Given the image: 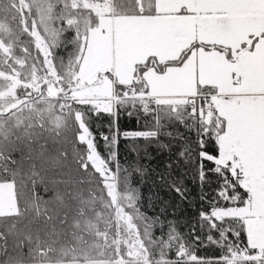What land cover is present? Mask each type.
Wrapping results in <instances>:
<instances>
[{
  "label": "snow or ice",
  "instance_id": "6c2138e0",
  "mask_svg": "<svg viewBox=\"0 0 264 264\" xmlns=\"http://www.w3.org/2000/svg\"><path fill=\"white\" fill-rule=\"evenodd\" d=\"M0 264H264V0H0Z\"/></svg>",
  "mask_w": 264,
  "mask_h": 264
},
{
  "label": "trees",
  "instance_id": "16d2710c",
  "mask_svg": "<svg viewBox=\"0 0 264 264\" xmlns=\"http://www.w3.org/2000/svg\"><path fill=\"white\" fill-rule=\"evenodd\" d=\"M101 125H105L107 123V118L103 119L101 122ZM120 127L121 129H132L134 127H137V125L129 120L127 117H124L122 116L121 119H120ZM101 130H105L103 127L101 128ZM153 164L156 163V161H152ZM150 190H152V186H151V183L149 182L148 184H145L144 187H143V193H144V196H145V208L147 210V212L150 214V215H157V214H163V210L160 206V202L159 201H155V208L149 206V203H148V197H149V193H150ZM196 193V189H193V194L195 195ZM160 195L164 198V199H171V197L167 194V193H164V192H161ZM181 212H183V210H181ZM168 214L171 215L172 214V209L171 208H168ZM181 213H177V215H179ZM204 254H207V255H211L212 254V251L209 250L207 253L205 252H201V255H204Z\"/></svg>",
  "mask_w": 264,
  "mask_h": 264
}]
</instances>
